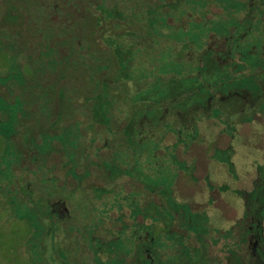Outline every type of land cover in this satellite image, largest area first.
<instances>
[{"label": "rangeland", "instance_id": "1", "mask_svg": "<svg viewBox=\"0 0 264 264\" xmlns=\"http://www.w3.org/2000/svg\"><path fill=\"white\" fill-rule=\"evenodd\" d=\"M261 86L264 0H0V264H237Z\"/></svg>", "mask_w": 264, "mask_h": 264}, {"label": "flooded vegetation", "instance_id": "2", "mask_svg": "<svg viewBox=\"0 0 264 264\" xmlns=\"http://www.w3.org/2000/svg\"><path fill=\"white\" fill-rule=\"evenodd\" d=\"M262 85V84H261ZM261 92H264V86H261L260 88ZM261 92L257 95V100L259 102L264 103V94H261ZM233 94V93H232ZM236 94L240 95L242 98H246L247 94L242 95L243 93L236 92ZM245 96V97H244ZM248 97V96H247ZM253 103H251L252 105ZM260 104V103H259ZM59 213H56V217L60 222L62 220L60 218H63L64 209L59 208ZM64 212V213H61ZM173 218L176 220L177 218L173 216ZM245 218V217H244ZM240 222L239 227L242 228V237L239 239L238 246H239V253L236 256L237 264H264V233L258 232L256 230V227L258 224L251 225L248 228L247 234H245L246 230L244 231V226L248 223V220L245 219ZM179 219V218H178ZM51 220H53V217L51 216ZM238 227V228H239ZM149 233L146 234V238H148ZM147 240V239H146ZM146 240H143V245H141L140 249V256L138 257V254L132 259L127 260V264H153V259H151V256L149 255L150 248L148 245H146L144 242ZM151 241L154 242V237L152 236L151 239L148 241V244H151ZM138 248V249H139ZM138 253V252H137ZM227 259V258H226ZM226 264L228 263V259L226 261Z\"/></svg>", "mask_w": 264, "mask_h": 264}, {"label": "trees", "instance_id": "3", "mask_svg": "<svg viewBox=\"0 0 264 264\" xmlns=\"http://www.w3.org/2000/svg\"><path fill=\"white\" fill-rule=\"evenodd\" d=\"M238 95V94H237ZM47 132V131H45ZM87 167V166H86ZM88 169V168H87ZM89 173V170H88ZM262 180L257 184L258 188L250 193H243V197L245 199V209L246 216L245 221L247 219L249 225H245L246 233L248 232V228L251 225L258 224L256 230L258 232H264L263 221H264V174L261 176ZM141 249V248H139ZM140 256V251H138V257Z\"/></svg>", "mask_w": 264, "mask_h": 264}]
</instances>
